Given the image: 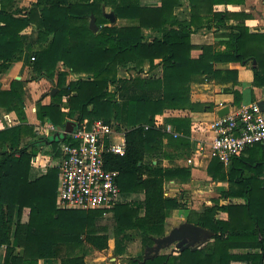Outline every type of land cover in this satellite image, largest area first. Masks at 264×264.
I'll use <instances>...</instances> for the list:
<instances>
[{"label":"trees","instance_id":"trees-1","mask_svg":"<svg viewBox=\"0 0 264 264\" xmlns=\"http://www.w3.org/2000/svg\"><path fill=\"white\" fill-rule=\"evenodd\" d=\"M141 1L35 0L32 7L22 10L15 0H0V75L24 56L37 78L52 82L56 76L57 91L50 103L42 104L41 99L35 103L39 123H50L62 132L67 122L75 125L101 119L123 132L125 152L107 154L106 167L118 171L121 193H140L143 199L119 202L107 211L114 221L115 255L126 252V243L132 239L127 231L131 230L139 233L142 249L153 246L155 238L165 235L166 218L179 208L175 198L164 196L163 182L185 172L162 167L161 144L167 134L152 127L154 117L165 108L184 107L192 78L213 73L210 47L191 58L195 48L191 34L225 26L231 16L213 12V6L241 0H185L190 12L184 20L175 14L182 0H159V6H143ZM106 9L128 24L111 23ZM91 14L96 32L88 26ZM29 27L31 33L25 34ZM236 29L237 33L228 34L226 50L214 52L215 59L256 58L254 81L264 84V80L257 82L264 73V34H250L242 24ZM127 65L137 74L146 65L149 70L161 67V77L122 78L119 69ZM82 74L67 82L68 75ZM24 103L23 80L12 79L7 89L0 88V108L17 120L0 129V264L55 259L60 264H84L85 252H81L86 245L98 251L108 247L110 235L100 224L106 211L57 208L56 165L30 179L33 157L43 152L57 159L60 144L71 141L68 134L52 141L55 132L49 138L36 135L35 126L26 120ZM167 121L176 130L184 127L181 120ZM48 142L49 150H43ZM207 172L213 181L225 182L227 189L211 206L188 209L186 221L210 231L211 241L199 248L161 253L141 264H264V145L248 147L227 167L213 158ZM223 199H241L242 203L222 204ZM24 209H28L25 222ZM219 213L227 219L218 218Z\"/></svg>","mask_w":264,"mask_h":264},{"label":"crops","instance_id":"crops-1","mask_svg":"<svg viewBox=\"0 0 264 264\" xmlns=\"http://www.w3.org/2000/svg\"><path fill=\"white\" fill-rule=\"evenodd\" d=\"M141 5L159 6L160 2L159 0H142ZM189 12L190 7L185 0H182L180 6L175 9V14L180 20L187 19ZM213 12L226 13L231 18L226 21L225 26H214L210 29L202 28L192 33L190 37L191 43L195 46L190 53L191 58L196 59L201 56L204 51L203 47L211 48L208 52L212 53L210 55L213 57V60H211L213 73L194 76L187 85L188 99L184 104L185 106L182 108H165L154 117L152 124V127L167 134V136L163 137L161 144L162 155H165L160 158L162 167L181 170V172L184 170L185 172L184 174L180 173L173 177H168L163 182L164 196L175 198L179 203V208L172 210L169 217L165 220V232L167 233L179 224L187 222L185 216L188 209L199 210L204 206H211L213 204L212 201L219 197L220 192L227 189L225 182L213 181L207 172V167L213 159L209 153V145L213 137L211 124L216 118L220 117L219 112L226 108L228 113L233 112L241 105L253 102L264 105V84H256L254 81V69L259 65L256 58L243 61H217L213 55L214 52H224L226 50L228 34L231 32L237 33L236 26L239 24L244 25L250 34H264V0H241L240 2L215 4ZM24 33L30 34L31 28L25 29ZM145 34L152 37L160 36L158 33L145 32ZM23 58L24 56L21 60H16L10 69L3 74L0 88L7 89L12 79L23 80L24 92L26 85L35 84L38 86L45 84L46 87L50 84L51 81L46 79H40L39 83H34L31 77L35 73ZM58 69L60 70V67ZM123 72L124 74L120 76L122 78H129L135 75H139L142 78H160L162 73L161 67L149 70L148 65L144 67L140 74L130 68V65H127ZM71 76H67V82ZM262 80H264V73H262L257 82ZM55 83L56 76L51 82V91L55 89ZM51 96L53 94L44 99L34 98L33 102L28 98L24 99L26 120L29 124L35 126V134L41 138L51 137L53 131L45 128L46 123L41 125L37 120L35 103L41 99L42 104H48L51 101ZM27 100H30V102ZM172 118L183 121L184 127L176 130L175 126L167 121ZM16 123L17 120L12 113L0 108V129L11 127ZM144 128L147 129L148 125ZM177 139H180L181 142H177ZM50 142L46 144L43 150H49ZM55 160L51 154L39 152L32 158L30 179L44 174ZM142 199L143 195L140 193L120 192L117 203ZM220 203H242V200L223 199ZM199 206L200 208L197 209ZM109 213L112 217V213ZM218 218L226 220L227 215L219 213ZM27 219L28 209H24L22 221L25 222ZM174 220L177 223L172 226ZM109 240H111V237ZM208 241H211V239ZM200 245H204V243ZM159 254L161 253L159 252ZM50 261L52 260H40L39 264H48Z\"/></svg>","mask_w":264,"mask_h":264},{"label":"built area","instance_id":"built-area-1","mask_svg":"<svg viewBox=\"0 0 264 264\" xmlns=\"http://www.w3.org/2000/svg\"><path fill=\"white\" fill-rule=\"evenodd\" d=\"M45 128L56 130L50 123ZM211 131L210 156L227 167L248 147L264 145V108L257 102L243 104L216 118ZM68 137L71 142L60 144V156L50 164L58 167L57 208L110 211L120 194L119 173L106 167L105 157L124 154L123 132L117 131L113 123L96 119L75 124Z\"/></svg>","mask_w":264,"mask_h":264},{"label":"rangeland","instance_id":"rangeland-1","mask_svg":"<svg viewBox=\"0 0 264 264\" xmlns=\"http://www.w3.org/2000/svg\"><path fill=\"white\" fill-rule=\"evenodd\" d=\"M35 3V0H15V6L17 8H20L22 10H28L30 7H32ZM106 14L110 13L108 9L105 10ZM96 23V22H95ZM117 26H125L128 24L126 20H116L114 22ZM32 31V30H31ZM25 60V57L23 58ZM126 67H121L119 69L118 74L121 76L124 74V70ZM3 76L0 75V85L1 83V77ZM80 76H85L84 74L82 75H72L70 79H77V77ZM31 79L34 81V83H39V80L41 78H37L36 74H34ZM51 82L49 85L45 87L44 85H26V90L24 92V99L28 98L33 102L34 98H48L51 95V90H50ZM56 92H54L55 94ZM53 94V95H54ZM36 96V97H34ZM30 100H27L30 102ZM28 103V102H27ZM56 129V128H55ZM57 130V129H56ZM55 130V131H56ZM117 130V129H116ZM121 131V130H117ZM46 149V148H45ZM48 150V149H46ZM200 208L197 207V209ZM186 218V216H185ZM177 222L176 220L173 221L172 226L175 225ZM101 224L107 228V231L111 237V240L108 241V247L105 250L98 251L93 248H91L89 245H86L85 249H83V252H85V257H84V264H132L134 260H138L139 257L144 256L145 249H142L141 242H140V236L139 233L136 230H131L127 231L128 234L132 236V239L126 243V252L122 255H115L114 254V238L112 237L113 229H114V221L113 218L111 217V214L107 212L106 215L103 216L101 220ZM171 226V224H169ZM167 234V232H165ZM209 242V241H207ZM204 244H206L204 242ZM200 247L203 245H199ZM199 246L197 248H199ZM175 250V245H171L167 248H164L160 251V253H176ZM77 254H81L79 252H76ZM143 260V259H142ZM139 263V262H138ZM137 263V264H138ZM48 264H60V261L58 259L52 260L48 262ZM141 264V263H140Z\"/></svg>","mask_w":264,"mask_h":264},{"label":"water","instance_id":"water-1","mask_svg":"<svg viewBox=\"0 0 264 264\" xmlns=\"http://www.w3.org/2000/svg\"><path fill=\"white\" fill-rule=\"evenodd\" d=\"M106 17L109 18L111 23L115 22V17L112 13H107ZM89 29L93 32L98 31V26L95 23V16L93 14L90 15L89 20ZM19 79V78H17ZM56 89L51 91V94H54ZM262 108L264 105L262 103L259 104ZM228 113V109L222 110L219 112V116L226 115ZM74 125L67 122L65 124L64 130L62 132H55L53 134L52 140L54 139H62L65 138L67 134H69L73 130ZM212 233L202 227L197 225L183 222L178 226L172 228L167 234L163 237L155 238L153 240V246H149L145 248L143 260L138 264L146 261L147 259H152L153 257L159 255V252L167 248L171 245H175L174 251H182L187 248H197L200 244L208 241L212 238Z\"/></svg>","mask_w":264,"mask_h":264}]
</instances>
